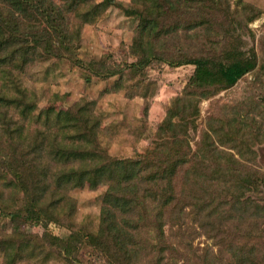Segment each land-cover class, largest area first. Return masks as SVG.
Wrapping results in <instances>:
<instances>
[{
	"label": "trees",
	"instance_id": "16d2710c",
	"mask_svg": "<svg viewBox=\"0 0 264 264\" xmlns=\"http://www.w3.org/2000/svg\"><path fill=\"white\" fill-rule=\"evenodd\" d=\"M189 1L194 0H166L167 10L174 13ZM199 1L206 13L231 9L230 5L221 7L222 0ZM136 2L140 7L136 5L129 12L138 15L130 47L136 62L129 67H143L152 59H160L170 65L192 64L194 71L167 110L153 146L136 158L120 159L110 157L96 142L97 124L88 107L76 104L55 113L46 109L34 114L33 98L21 83V76L38 58L60 56L59 51H50L49 38L36 30V23L42 21L45 28L53 29L62 46L78 38V33L75 37L67 34L61 21L63 11L51 0H0V163L7 176L3 182L25 200V218L35 222L45 217L56 220L65 210L71 214L74 200L64 191L85 178L107 182L98 231L89 238L101 248L106 264H133V258L143 251L154 252L152 264H179L177 257L182 249L165 231L180 229L187 218L206 229L202 255L197 248L183 245L193 250V257L201 258L193 264H221L219 258L224 251L231 264H257L255 244L235 245L223 239L222 227L229 219L220 216L219 207L227 202L231 206L245 205L251 215L264 209L260 195L264 174L247 170L235 151L222 149L221 143H210L211 135H228L230 128L221 135L223 126L208 125L199 130L194 147L188 140V132L197 128L198 103L234 85L256 66L254 50H243L242 36L236 35L240 18L237 21L235 15L230 21L236 47L219 53L204 50L171 56L164 49L165 38L172 31L177 33L180 20L166 24L162 0ZM206 13L194 23L188 21L190 28L209 24ZM100 72L95 75L118 73L109 68ZM32 124L39 126L30 130ZM59 203L64 211L56 209ZM144 227L156 232L151 241L139 236ZM247 238L255 239L256 235L250 230Z\"/></svg>",
	"mask_w": 264,
	"mask_h": 264
},
{
	"label": "rangeland",
	"instance_id": "374dc122",
	"mask_svg": "<svg viewBox=\"0 0 264 264\" xmlns=\"http://www.w3.org/2000/svg\"><path fill=\"white\" fill-rule=\"evenodd\" d=\"M51 1L63 11L61 21L67 34L75 37L78 33L79 36L62 46L53 29L45 28L42 21L35 24L36 30L49 38L50 51H59L60 56L38 58L21 76V83L35 103L34 114L46 109L55 113L74 108L76 104L86 106L97 124L96 142L105 153L120 159L144 154L156 141L158 128L172 101L183 92L194 65H170L164 60L152 59L146 66L129 67L136 62L130 47L138 26V15L129 12L141 3L134 0ZM162 2L166 24L173 25L180 20L177 33L172 31L165 38L164 49L171 56L204 50L219 53L236 47L234 43L238 45V42L230 21L235 15L237 21L240 18L236 25V35L241 34L244 41L240 47L245 51L254 50L256 66L234 85L198 103L197 128L188 132V140L194 147L200 137L199 130L208 125L223 126L221 135L230 128L228 135H211L210 143H221L223 148H219L235 151L236 158L247 170L256 169L264 174V0H222L221 7L230 5L231 9L220 8L219 12L208 13L199 7L202 4L199 0L183 2L174 13L168 12L166 0ZM205 13L209 24L190 28L188 21L194 23ZM105 68L118 73L95 75ZM38 126L32 124L29 129ZM1 163L0 264H106L101 248L90 243L89 238L98 231L107 182L85 178L64 191L74 200L71 214L59 203L56 209L64 212L56 220L45 217L35 222L25 218V200L3 182L7 176ZM260 195L264 198V189ZM219 208L220 216L229 219L222 227L223 239L235 245L255 244V261L264 264V209L251 215L245 205L231 206L227 202ZM194 221L187 218L180 229L165 231L170 241L177 242L182 249L181 256L177 257L179 264L201 260L193 257V250L183 247L190 245L203 254L206 229ZM250 230L256 235L255 239L247 238ZM155 233L144 227L139 236L148 242ZM153 253L141 252L139 257L133 258V264H152L156 257H151ZM220 256L221 264H231L227 252Z\"/></svg>",
	"mask_w": 264,
	"mask_h": 264
}]
</instances>
